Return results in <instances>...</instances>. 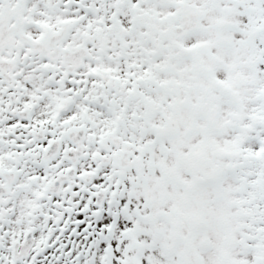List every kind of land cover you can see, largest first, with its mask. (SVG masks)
Segmentation results:
<instances>
[{
    "label": "snow or ice",
    "instance_id": "snow-or-ice-1",
    "mask_svg": "<svg viewBox=\"0 0 264 264\" xmlns=\"http://www.w3.org/2000/svg\"><path fill=\"white\" fill-rule=\"evenodd\" d=\"M0 264H264V0H0Z\"/></svg>",
    "mask_w": 264,
    "mask_h": 264
}]
</instances>
